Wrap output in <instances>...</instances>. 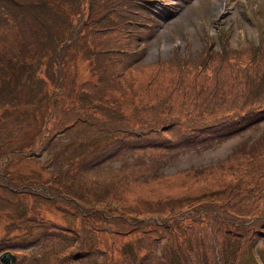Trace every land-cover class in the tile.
I'll use <instances>...</instances> for the list:
<instances>
[{"label": "rangeland", "instance_id": "obj_1", "mask_svg": "<svg viewBox=\"0 0 264 264\" xmlns=\"http://www.w3.org/2000/svg\"><path fill=\"white\" fill-rule=\"evenodd\" d=\"M76 1L95 18L114 9L87 20L62 83L49 55L0 72V249L15 264H264V118L217 135L264 112V0H149L129 13L141 25L122 22L120 0ZM71 17L79 27L81 9ZM108 19L117 25L102 29ZM95 44L109 49L102 74L90 69ZM141 45L128 68L109 56ZM104 140L123 146L93 166L86 147ZM45 170L53 182L33 196ZM22 227L50 232L25 246Z\"/></svg>", "mask_w": 264, "mask_h": 264}, {"label": "trees", "instance_id": "obj_2", "mask_svg": "<svg viewBox=\"0 0 264 264\" xmlns=\"http://www.w3.org/2000/svg\"><path fill=\"white\" fill-rule=\"evenodd\" d=\"M145 3H147L148 5L149 0H120V2L118 3V8L119 10L123 8V12L121 14H117V16L118 17L121 16L123 20L122 22L127 21V24H131V25L141 24L142 22L140 20L138 21L136 18L130 20L129 13L133 15L136 14L137 13V10H135L136 6H141L144 8L146 7ZM30 6L36 7L34 8L35 10L33 11L35 17H40V15L42 16L43 19L42 23L45 29V35L42 38L39 36L37 37L34 36V33L37 32L38 30H34L33 28H30L32 22H29L24 19L23 16L25 15L24 14L25 10H23L24 7L23 4L15 0H0V28L2 29V26L4 25L8 28L6 30L2 29V32L0 33V65H2L0 66V72H4V71L6 72L9 70V65H10L9 61L14 65L18 63L19 66L20 65L23 66L24 71H27L28 69L27 61H31L32 64H35L32 58L47 57L49 55V59L46 64L45 71L47 72V74H49L52 77V79L56 80L58 83H62V80H64V72H65L64 66L66 62L69 60V58L65 56L68 54V50L72 44H78L79 43L78 40L84 38L83 29L87 26L86 25L88 22L87 20L91 19V22L94 21L96 23L100 21L101 18L103 17L105 18L106 16H109L110 12L113 11L114 9L113 6H109L106 12L102 13L101 16L95 18L94 16H92L91 12L86 11V9H82L84 4H81L76 0H34L30 3ZM92 6H94V3L91 4V8ZM79 8L81 9V20L79 27H77L78 20L73 19L71 16L74 15V13L77 12ZM33 14L30 13V16H32ZM78 15H80V12H78L77 16ZM125 16L126 18L124 19ZM70 18L72 19V21L70 20ZM12 19L15 20L16 22L15 23L17 27L16 29L20 30L19 42L18 45L15 46V48H13L12 44L9 43L10 38L8 37V36H12ZM118 21L120 23V20ZM56 24H58V28L55 27ZM116 25H117L116 22L113 21L110 22V20L108 19L106 25L102 24L101 28L106 29ZM124 27L126 30L125 31L126 34L124 37L127 38L129 34L133 32V28L128 27L127 25ZM94 46L96 50L92 48H86V50L90 51L88 54L92 55L94 58V65L90 67V69L91 71L97 70L99 74H102L101 66L103 64L102 63L100 64L101 60L98 57V54L102 52H107L109 51V49L108 50L97 49L98 47L97 44H95ZM112 51L114 53L113 49L111 50V52ZM112 54L109 56H116L115 54H118L117 55L118 59L120 61L122 60L124 61L123 69L128 67L129 65H133L135 62L140 60L142 56L139 55L138 52L135 51V49H127V48H121V49L118 48L116 52L113 55ZM133 55L136 56L133 58L132 57ZM90 57L91 56H89L88 64L92 62ZM103 67L105 68V66ZM103 72H105V69H103ZM40 79L46 81L45 77L40 76ZM100 79L103 80V77ZM33 80L34 78L28 79V82H31L33 84ZM92 85L96 86V83L93 82ZM97 85L99 86V84ZM254 91L259 94L264 92L263 78H261L257 83H255ZM162 104H164V101ZM26 115L34 116V112H32L30 108H28L26 111ZM259 118H264V112L258 114L257 116L245 122L238 123L236 126H234L232 129L228 131L221 130L220 132H218L217 135L220 137L225 136L229 133H232L233 131L246 127L247 125L253 123ZM72 123H70V125ZM64 128H68V126L66 125ZM136 131H141V130H136ZM204 142H205V135L199 138H192V139L187 138L184 141V143L186 144L193 143L195 145ZM118 145L119 146H114V143H112V141L105 142V144L102 143L100 146H98V144L93 145V142L89 144L88 147H86L87 149H89L86 153H91V152L94 153V155H92V157L93 156L94 157L92 159L90 158L91 164L93 166H97L101 164L105 159H108L113 156H117L120 152L121 146H123L122 144H118ZM171 147H174V145H172ZM80 158H82L80 160L81 164H85L87 162V158H83V155H79L78 159ZM81 168L83 169L82 166ZM47 174L49 175L47 176ZM38 175L39 177H41L38 178V180L35 182V184H37L38 186L34 187L35 185L34 184L30 190V192L33 193L32 194L33 196H35V192H40L41 189L40 186L43 184L41 181L47 179L50 175H52L50 182H53L54 174H52L50 170H45V172L41 171ZM98 193H101V191H98ZM42 198H45V195L42 196ZM255 216H256V222L259 223L262 219L259 218L258 215ZM18 225L19 224H17V226ZM22 229H23L22 233L15 234V237H18V240H20L21 242L20 245L26 246L31 243H34L38 240V238H41L44 235L43 234L44 230L41 231V234L40 233L32 234L31 228L22 227ZM11 242L12 239L9 240V242L7 243L12 244ZM0 245H2L1 242ZM173 252L175 254V250ZM169 256H170L169 254L165 255V257L167 258H169Z\"/></svg>", "mask_w": 264, "mask_h": 264}, {"label": "water", "instance_id": "obj_3", "mask_svg": "<svg viewBox=\"0 0 264 264\" xmlns=\"http://www.w3.org/2000/svg\"><path fill=\"white\" fill-rule=\"evenodd\" d=\"M0 260L7 264H13L15 261V256L12 255L9 251H5L0 255Z\"/></svg>", "mask_w": 264, "mask_h": 264}]
</instances>
